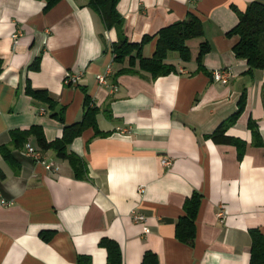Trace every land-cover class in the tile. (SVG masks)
I'll return each instance as SVG.
<instances>
[{
  "label": "crops",
  "instance_id": "crops-1",
  "mask_svg": "<svg viewBox=\"0 0 264 264\" xmlns=\"http://www.w3.org/2000/svg\"><path fill=\"white\" fill-rule=\"evenodd\" d=\"M254 1L264 3L120 0L130 42L189 15L203 24V36L187 41L191 60L168 53L166 62L177 73L152 80L145 72L114 78L123 65L113 60L110 46L120 33L105 30L100 16L83 7L86 0H61L48 12L45 0H0V147L11 144V130L31 126H41L48 141L61 138L65 125L83 119V89L100 108L99 130L108 133L96 136L90 128L70 144L69 151L87 165L84 180L52 150L42 153L54 166L51 173L25 155V148L14 151L15 165L0 153V264H82L81 257L86 264H108L100 246L105 238L119 245L122 264H143L147 252L159 264L250 263L249 231L264 234V70L249 74L247 62L233 53L239 37L226 33ZM203 43L211 51L200 71L196 61ZM154 49L156 39L143 55L152 57ZM38 58L39 69L33 70ZM226 68L233 77L215 82L213 72ZM68 73L80 75L75 86L65 85ZM98 75L108 85L99 84ZM28 83L47 91L57 107L27 95ZM244 92L245 110L226 133L246 143L239 160L236 146L206 136L237 113ZM61 114L65 125L54 117ZM29 143L36 146L34 139ZM194 192L203 201L190 246L177 240L175 229ZM133 212L146 222H135Z\"/></svg>",
  "mask_w": 264,
  "mask_h": 264
},
{
  "label": "trees",
  "instance_id": "trees-1",
  "mask_svg": "<svg viewBox=\"0 0 264 264\" xmlns=\"http://www.w3.org/2000/svg\"><path fill=\"white\" fill-rule=\"evenodd\" d=\"M61 0H45L46 7L44 12H48L55 7ZM120 0H86L83 7H88L97 13L104 25L105 30L117 29L120 33L118 42L111 44V52L113 60L123 67L118 70L115 77L121 75H141L142 72L148 73L152 80L160 77H166L173 73H177V67L166 62L168 53L176 52L179 54L180 60L189 62L191 60V51L187 46V41L200 38L204 34L203 24L199 18L189 15L183 21H177L174 24L160 30L156 35H144L140 42H130L123 33V18L118 10ZM239 22L230 30L227 36H238L239 41L233 47V53L237 59L245 60L248 65V73L255 70H264V3L254 1L248 5L246 11L238 12ZM104 40V35H101ZM156 39V49L153 56L148 58L143 55L144 47L151 41ZM211 51L210 45L203 43L200 45V51L197 58L198 69L205 71L203 58ZM127 63V65H126ZM40 59H36L32 65L33 70H38ZM2 61L0 60V74L2 72ZM85 91L84 98V116L81 121L71 125H65L63 115L60 117L54 115L59 121L63 122L64 130L61 138L54 141H48L45 137L41 126H31L29 129H15L10 131L11 144L0 147V153L9 163L15 165L14 151L22 150L31 139H34L36 148L41 152L54 151L58 158L68 161L71 165L74 177L79 180L87 179L88 168L83 158L70 152L69 146L80 137L87 129H94L96 136H106L97 125V115L100 108L93 105L91 97ZM27 95L31 96L35 101L41 102L54 110L57 102L45 90H35L31 84H27ZM246 93L244 92L240 98L237 113L224 121L212 134L206 138L212 140L216 144L233 145L238 149V158L242 159L245 151L246 143L240 139L228 136L227 130L233 126L241 113L246 107ZM249 128L252 130L255 142L260 139L257 125L254 121H249ZM0 176L4 174L0 170ZM203 196L194 192L191 197L187 198L184 204V215L179 219L175 237L183 244L194 245L197 236V218L199 216ZM251 236L250 263L264 264V234L259 229L249 231ZM44 235V234H43ZM48 234L44 235V239L48 240ZM100 246L105 248L108 253V264H122V256L119 245L110 239H102ZM87 260V261H84ZM80 263H88V259L81 257ZM143 264H159L158 258L151 252L145 253Z\"/></svg>",
  "mask_w": 264,
  "mask_h": 264
},
{
  "label": "built area",
  "instance_id": "built-area-1",
  "mask_svg": "<svg viewBox=\"0 0 264 264\" xmlns=\"http://www.w3.org/2000/svg\"><path fill=\"white\" fill-rule=\"evenodd\" d=\"M16 35H14V39H16ZM233 77V73L230 69H218L213 72V78L215 82H221V83H228L229 80ZM80 75L79 74H72L68 73L66 74V77L64 80L65 85L67 86H75L78 81H79ZM97 80L99 84L102 85H108L107 79L105 75H98ZM43 111V110H42ZM25 155L31 157L36 163H41L45 165V168L51 172L55 171L53 164H46L43 160V155L42 153L31 143H27L25 146ZM162 163L165 165H169V161L166 159H162ZM225 216V210L222 209L218 213V217L221 219V221L224 219ZM132 218L135 222L138 223H145L146 222V217L141 214H137L133 212ZM145 232H148V227H145Z\"/></svg>",
  "mask_w": 264,
  "mask_h": 264
},
{
  "label": "rangeland",
  "instance_id": "rangeland-1",
  "mask_svg": "<svg viewBox=\"0 0 264 264\" xmlns=\"http://www.w3.org/2000/svg\"><path fill=\"white\" fill-rule=\"evenodd\" d=\"M177 54V53H176Z\"/></svg>",
  "mask_w": 264,
  "mask_h": 264
}]
</instances>
